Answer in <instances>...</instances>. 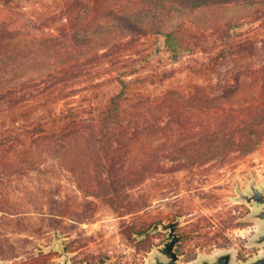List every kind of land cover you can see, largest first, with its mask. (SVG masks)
Masks as SVG:
<instances>
[{"label": "trees", "instance_id": "1", "mask_svg": "<svg viewBox=\"0 0 264 264\" xmlns=\"http://www.w3.org/2000/svg\"><path fill=\"white\" fill-rule=\"evenodd\" d=\"M31 1L0 5L22 8ZM57 5L42 33L14 27L0 34V180L31 175L46 161L59 160L87 197L104 198L127 215L146 206L133 200L132 190L149 179L184 167L224 165L264 148V63L234 62L223 69L230 60L255 54L260 43L264 47V36L244 32L258 21L264 27V0H57ZM231 5L245 7L252 19L214 23L209 32L193 23L167 25L180 8ZM149 38L152 50L143 59L126 53ZM165 53L175 62L204 55L187 70L215 82L189 85L182 91L185 104L164 98L159 118L151 90L179 69L130 80L124 75ZM104 63L121 65L120 87L104 107H55L57 99L77 92L76 80Z\"/></svg>", "mask_w": 264, "mask_h": 264}, {"label": "rangeland", "instance_id": "2", "mask_svg": "<svg viewBox=\"0 0 264 264\" xmlns=\"http://www.w3.org/2000/svg\"><path fill=\"white\" fill-rule=\"evenodd\" d=\"M57 9V0H35L22 8L0 5V34L14 32V27L40 34L48 13ZM251 15L241 5L219 10L180 8L167 25L187 22L209 32L214 23L251 20ZM244 32L260 37L264 36V27L258 21L246 25ZM140 42L143 45L133 46L135 50L130 46L126 50L129 56L139 60L151 52L153 40ZM260 45L255 54L230 60L223 69L234 62L251 66L264 63V47ZM136 49L144 52L136 53ZM201 57L204 55H188L175 62L167 53L159 54L150 62H141L138 72L124 78L130 80L179 69L175 77L151 90L158 99L156 111L161 118L160 105L164 98L185 104L182 91L189 85L215 82L188 72L189 63ZM120 67L104 63L93 69L76 80L73 89L77 92L57 99L55 107L79 110L91 103L104 107L120 87ZM99 81L105 84L97 89L89 88ZM248 88L252 86H247L245 92ZM167 161L171 164L176 160ZM252 183L264 186V148L224 165L184 167L149 179L132 190L133 200L146 201V206L138 212L120 215L104 198L87 197L73 174L59 160L50 159L31 175L0 180V264H149L156 260V255L163 256L158 250L167 241L170 229L163 230L159 225V230L145 239L141 233L156 223L174 221L179 216L182 225L179 234L193 233L177 244L180 263L197 264L202 256L213 258L229 249L234 251L235 263H249L264 254V244L253 243L264 230V222L253 217L260 204L240 198L241 193L251 191Z\"/></svg>", "mask_w": 264, "mask_h": 264}, {"label": "water", "instance_id": "3", "mask_svg": "<svg viewBox=\"0 0 264 264\" xmlns=\"http://www.w3.org/2000/svg\"><path fill=\"white\" fill-rule=\"evenodd\" d=\"M251 188L252 189L250 192L241 193L240 198L246 202H256L260 204V208L253 213V217L258 218L259 220L264 222V186L258 187L254 185V183H252ZM180 218L181 217L179 216L178 219L174 221L156 223L149 231L145 232L142 235L143 237H145L149 233L157 232L159 230V225L163 230L170 229L169 236H171V238L167 240L164 246L159 248L160 252L165 254L169 258L168 260L162 259L163 264H182L179 262L181 255L176 250L177 244L183 238L193 233L192 232L185 234L177 233L176 229L182 226L179 223ZM253 243L264 244V230L261 233H259L255 239H253ZM155 258L157 262L160 260L159 255H156ZM234 258H235L234 251L229 249L219 252L213 258L208 256H202L201 259L197 262V264H264V254L256 257L249 263H235ZM155 263L151 262L149 264H155Z\"/></svg>", "mask_w": 264, "mask_h": 264}, {"label": "flooded vegetation", "instance_id": "4", "mask_svg": "<svg viewBox=\"0 0 264 264\" xmlns=\"http://www.w3.org/2000/svg\"><path fill=\"white\" fill-rule=\"evenodd\" d=\"M178 229H179V228H177L176 231H177V233L179 234V230H178ZM170 238H171V236H169V233H168V239H170ZM168 239H167V240H168ZM181 241H182V240H181ZM181 241H180V242H181ZM166 242H167V241H165V242L163 243V245H165ZM180 242H179V243H180ZM179 243H178V244H179ZM163 245H162V246H163ZM158 247H160V246L158 245ZM158 251H160V250H158ZM161 254H162L163 256H161V257L159 256V257H160V260H159L158 262H157L156 260L153 261L154 263L157 262V263H155V264H163V260H168V259H169L165 254H163V253H161ZM161 258H163V260H162Z\"/></svg>", "mask_w": 264, "mask_h": 264}]
</instances>
